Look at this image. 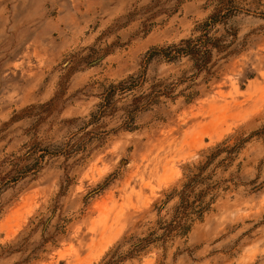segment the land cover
I'll list each match as a JSON object with an SVG mask.
<instances>
[{
    "label": "rangeland",
    "instance_id": "374dc122",
    "mask_svg": "<svg viewBox=\"0 0 264 264\" xmlns=\"http://www.w3.org/2000/svg\"><path fill=\"white\" fill-rule=\"evenodd\" d=\"M223 1L0 0V264L125 253L168 218L185 165L264 126V0H232L203 69L145 60ZM215 175L185 233L116 264H264V135Z\"/></svg>",
    "mask_w": 264,
    "mask_h": 264
},
{
    "label": "trees",
    "instance_id": "16d2710c",
    "mask_svg": "<svg viewBox=\"0 0 264 264\" xmlns=\"http://www.w3.org/2000/svg\"><path fill=\"white\" fill-rule=\"evenodd\" d=\"M222 3V8L221 6L216 8L203 22L197 25L198 35L180 39L178 42L164 47L151 48L146 52L145 60L159 57L171 61L187 56L193 60L198 70L203 69L209 61L212 51L223 48L220 46L218 38L210 36V28L237 11L232 0H224ZM254 135H264V126L250 132L245 137L231 135L208 149L196 163L185 165L179 188L172 190L169 194L170 197H175L176 201L168 218L161 222L158 221L155 229L132 242L130 249L125 253L115 254L116 245L108 253L107 258L104 257L101 260L100 264H116L123 258L131 257L134 253L141 251L149 243L155 241L164 243L172 235L185 233L191 223L208 210L217 196L220 178L215 175V168L229 159L243 142ZM231 138L234 142L229 145L227 142Z\"/></svg>",
    "mask_w": 264,
    "mask_h": 264
}]
</instances>
